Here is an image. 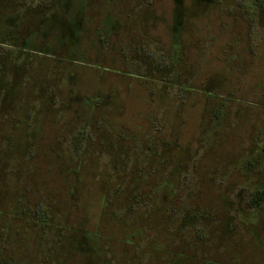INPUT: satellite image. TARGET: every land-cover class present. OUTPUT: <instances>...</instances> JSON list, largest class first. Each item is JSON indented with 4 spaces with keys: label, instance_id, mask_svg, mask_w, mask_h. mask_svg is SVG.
Instances as JSON below:
<instances>
[{
    "label": "rangeland",
    "instance_id": "obj_1",
    "mask_svg": "<svg viewBox=\"0 0 264 264\" xmlns=\"http://www.w3.org/2000/svg\"><path fill=\"white\" fill-rule=\"evenodd\" d=\"M78 1L28 34L50 49L0 48V264H264V24L242 39L232 0Z\"/></svg>",
    "mask_w": 264,
    "mask_h": 264
},
{
    "label": "flooded vegetation",
    "instance_id": "obj_2",
    "mask_svg": "<svg viewBox=\"0 0 264 264\" xmlns=\"http://www.w3.org/2000/svg\"><path fill=\"white\" fill-rule=\"evenodd\" d=\"M65 1L66 0H0V6H2L5 9H7L8 7H11V8L15 7L16 9L17 8L23 9L26 12L28 11V13H29L28 16L25 17L27 20L26 22L24 21V25H23V27L25 29H21L22 25L20 24L19 18L14 17L13 15H10L11 19H9V21L16 23V24L10 25L9 31H10V34H12V35L7 36L6 34L9 31L6 32L5 29L0 26V38L1 39L4 38L6 40L18 39V41H16V45L15 46L12 45V46L14 48L20 49V50H41V49L48 50V49H50L48 47V45H46L43 38L41 39L42 43L40 41H33V42L27 41V39L29 38L28 34L29 33H38L37 27L43 22L42 19H44L45 17L48 16L47 13L57 12L58 8L62 7L61 4H63V2H65ZM109 1H110V3L114 2V0H109ZM232 1L234 2L233 3L234 8L237 9L236 13L239 14L237 16L238 17L241 16L240 20L242 22H246L247 26H248V29H246V31H247L246 37H243V34H242L241 38L245 39V38H247V36L255 35L256 31L258 30L257 28H259L258 24H261V23L264 24L263 23L264 22V0H232ZM247 1L253 2V6L255 7V9L252 10L251 7L245 6V3H247ZM80 2H83V4H84V5L78 4V6L81 8L86 6L87 5L86 3H88L87 0H79L78 3H80ZM234 10L235 9H233V11H231L229 9L228 12L229 13H232V12L235 13ZM250 13H252V17L248 18V15ZM5 17H7V16H5ZM12 17H13V19H12ZM23 18H24V16H23ZM260 20H261V22H260ZM174 31L177 34L176 36H178V39H179V40H176L175 44H176L177 50L178 51L180 50V52H181V49L184 48V44L181 41L182 37L180 36L181 32H180L179 27L174 29ZM106 32L113 33L114 29L113 30L109 29ZM259 32L264 34V26H261ZM6 37H8V39ZM1 46H4V45H1ZM180 52H179L178 59H180L182 57ZM262 194H264V193H262ZM259 205L255 206V207H258ZM2 254H3V250H0V257L2 256Z\"/></svg>",
    "mask_w": 264,
    "mask_h": 264
},
{
    "label": "trees",
    "instance_id": "obj_3",
    "mask_svg": "<svg viewBox=\"0 0 264 264\" xmlns=\"http://www.w3.org/2000/svg\"><path fill=\"white\" fill-rule=\"evenodd\" d=\"M16 41H18V39H15V40H6V39H4V38H0V48H3V46H1V45H5V44H7V43H11L13 46H15L16 45ZM14 51H17V52H19V53H26L27 54V52H31V51H27V50H20V49H14ZM37 50H32V52H36ZM9 60V59H8ZM8 60H7V58H5V57H3V58H1L0 57V68H3L4 67V65H6V63L8 62ZM8 64H9V62H8ZM3 76H4V74H3V71L0 69V93L1 92H3L4 93V91H5V88H3V86H4V79H3ZM26 76V74H24V77ZM8 95H9V93H8ZM26 98V97H25ZM24 99V98H23ZM25 100V99H24ZM24 100H22L21 101V105L23 106V107H25L26 106V101H24ZM42 103V106H43V108H41L40 109V111H38V113H37V115H35V116H37V117H40V118H44V121L45 120H50V121H52L53 119H54V116L57 114V112H53V113H50L49 111H41L42 109L43 110H46V109H48L49 107V105L48 104H46L45 103V101H42L41 102ZM44 105H47L46 107L44 106ZM33 105H31V106H28V107H32ZM27 113V112H26ZM26 113H23V117H24V121L25 122H29V120L31 119V117H29V116H25L26 115ZM28 113H30L31 115H32V113H31V111L30 112H28ZM28 117V118H27ZM34 118V117H33ZM36 119V118H35ZM43 121V122H44ZM263 149L261 150V153H260V155H258V157H254L251 161H250V167L251 166H253V167H256V165H260L261 163H262V161H263V159H264V147H262ZM253 202H252V206H257V205H259L260 203H262L263 202V200H264V194H262L260 191H256L254 194H253Z\"/></svg>",
    "mask_w": 264,
    "mask_h": 264
}]
</instances>
